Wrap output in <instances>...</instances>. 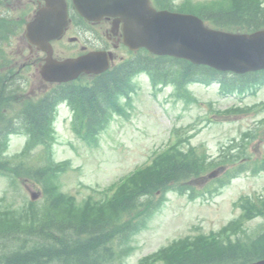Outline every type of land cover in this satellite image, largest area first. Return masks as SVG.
I'll return each mask as SVG.
<instances>
[{"label": "trees", "instance_id": "16d2710c", "mask_svg": "<svg viewBox=\"0 0 264 264\" xmlns=\"http://www.w3.org/2000/svg\"><path fill=\"white\" fill-rule=\"evenodd\" d=\"M156 1L160 7L175 8L168 0ZM2 3L0 0V6ZM178 9L193 11L212 25L228 29L252 31L264 27V0L185 2ZM10 24L7 16H0L4 36L12 33ZM127 66L110 69L86 84L58 85L39 98H22L14 71H0V174L12 184L19 178H32L43 190L41 203L0 204V264H128L135 250V234L146 227L165 199L164 193L157 198L156 190L166 191L175 182L181 188L193 189L192 196L197 195L188 182L216 164L205 150L192 145L188 136H180L161 148L151 162L104 189L100 197L91 194L78 200L64 191L58 180L71 162L54 160L53 120L59 100L74 94L76 103L80 101L81 124L76 129L88 144H95L113 114L125 111L120 96L136 89L131 77L141 70H148L155 84L173 82L179 92L184 89L182 96L187 99H191L186 88L190 82L220 80L223 92L241 94L254 90L251 85L264 83V71L238 75L168 56H147ZM14 132H23L28 139L21 153L7 155ZM224 160L233 159L225 156ZM244 163L240 161L233 170H243ZM258 163L256 171L264 169V159ZM259 215L264 217V197L258 203L248 201L239 219ZM238 239L216 234L192 243L181 239L143 257L139 264H247L264 256V238L249 234Z\"/></svg>", "mask_w": 264, "mask_h": 264}, {"label": "rangeland", "instance_id": "374dc122", "mask_svg": "<svg viewBox=\"0 0 264 264\" xmlns=\"http://www.w3.org/2000/svg\"><path fill=\"white\" fill-rule=\"evenodd\" d=\"M12 1L15 8L22 3L18 0ZM29 7L28 5L27 8ZM4 11L8 12L5 9ZM32 13L31 11L23 16L24 20ZM22 14L17 12L14 17ZM89 25L84 23L74 25L70 36H80V44L89 43L91 41L90 32L94 31V28H100V25ZM22 33L21 29L18 35L12 38L13 40L2 41L5 47L3 53H0V71H2L1 63L4 56L18 60L16 68L24 65L30 50ZM75 45L77 44L70 42L68 37L55 43L56 49L62 54L74 51ZM117 53L128 54L123 50H117ZM16 81L23 82L22 98H39L46 90L52 88L50 84L47 85L42 80L34 64L30 63L22 70L21 78ZM79 81L83 82L84 79ZM138 83L140 84H138L139 89L133 94L130 118L117 115L99 135L98 144L95 146L87 144L74 131L70 106L63 104L59 107L58 119L54 125L57 137L53 147L55 158L57 161L70 159L73 168L60 174L58 180L61 188L76 195L78 200L91 194L100 197L102 195L100 192L108 185L118 181L138 166L149 162L157 149L174 139L172 130L176 126L189 127L190 132H194L191 142L197 146L205 145L215 159H220L222 150L229 151L230 145L237 142H233V138L239 140L242 130L255 127L256 121L264 118L263 104L247 112L230 114L219 112L236 103L264 102V85L258 86L254 92L248 91L240 100L236 94H221V86L218 82L208 85L195 81L190 85V90L198 101L187 103L180 97L173 85L156 93L157 90L153 89L146 75H142ZM180 92L183 93L184 89ZM257 131L258 136L252 142L239 145L231 150L237 155L239 161L243 156L250 158L245 169L231 178V181H228L229 173L228 175L225 173V170L227 172L229 170L224 168V164L221 163L223 160H220L221 164L215 166L219 173L216 178L212 177L215 180L208 177L210 171L214 169L210 168L206 171L207 173L205 172V176L193 178L188 182L197 192L204 190L206 185L214 182L210 186L213 195L208 194L205 197L199 195L193 199L184 193V189L181 192L172 191L171 189H176L173 186L179 184L175 182V184L171 182L165 192L162 189L156 190L157 198L163 196L164 193L167 198L166 204L154 215L148 228L136 235L134 240L136 251L129 264H137L140 257L170 243L172 239L197 231H216L223 237H228V233L221 232L220 228L242 212L239 207L242 197L250 194L258 200L264 197V170L254 171L257 164L253 162V160L264 158V126L258 127ZM25 142L24 134L13 133L10 137L9 152L14 154L21 151ZM241 147H244L245 153L238 151ZM226 158L229 159L228 156ZM34 192L39 195L35 201L41 203L40 183L32 178H19L12 184L11 179L0 174V204L24 206L30 203ZM247 200L246 197L244 203ZM261 224L260 217L250 219L245 223L250 231L258 230Z\"/></svg>", "mask_w": 264, "mask_h": 264}, {"label": "water", "instance_id": "95a60500", "mask_svg": "<svg viewBox=\"0 0 264 264\" xmlns=\"http://www.w3.org/2000/svg\"><path fill=\"white\" fill-rule=\"evenodd\" d=\"M89 20L116 16L123 21L126 44L132 49L147 47L157 54L184 57L218 69L246 71L264 66V30L235 34L207 28L193 14L155 9L150 0H73ZM68 21L66 0H46L27 24L28 38L47 50L41 73L50 81H66L81 72H103L109 67L104 51L58 61L52 58L50 40L59 36ZM217 171L213 172L214 175ZM38 195L33 194V198ZM252 264H264V260Z\"/></svg>", "mask_w": 264, "mask_h": 264}, {"label": "flooded vegetation", "instance_id": "af4514ba", "mask_svg": "<svg viewBox=\"0 0 264 264\" xmlns=\"http://www.w3.org/2000/svg\"><path fill=\"white\" fill-rule=\"evenodd\" d=\"M33 4L40 5L41 0H30ZM96 25H100L99 29H96L94 32L96 36L92 37L91 44H82L79 46V52L74 55H79L82 52H85L88 47L94 46L93 49H106L113 53L112 66L118 63H123L127 61V57L117 53V50L120 48H125L128 50V47L122 42V30L120 24L116 23L114 18H103ZM69 28L66 30L68 32ZM94 38V39H93ZM127 47V48H126ZM31 50L34 51V48L31 47ZM38 55L34 62H39V59L43 60V56L39 54V51L36 50ZM33 56V55H32Z\"/></svg>", "mask_w": 264, "mask_h": 264}]
</instances>
